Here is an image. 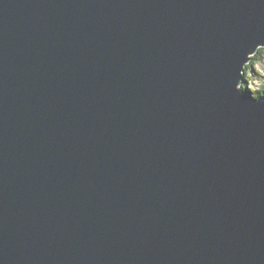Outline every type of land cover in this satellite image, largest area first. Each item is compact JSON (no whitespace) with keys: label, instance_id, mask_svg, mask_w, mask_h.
<instances>
[{"label":"water","instance_id":"water-1","mask_svg":"<svg viewBox=\"0 0 264 264\" xmlns=\"http://www.w3.org/2000/svg\"><path fill=\"white\" fill-rule=\"evenodd\" d=\"M264 0H0V264H264Z\"/></svg>","mask_w":264,"mask_h":264},{"label":"trees","instance_id":"trees-1","mask_svg":"<svg viewBox=\"0 0 264 264\" xmlns=\"http://www.w3.org/2000/svg\"><path fill=\"white\" fill-rule=\"evenodd\" d=\"M262 52L264 53V48L262 47L258 48L256 53L253 56H251L250 62L245 66L243 70L244 81L241 84H239V88L252 99L260 98L264 95V83L259 88L256 89L255 88L256 79L250 75H247L248 74L247 70H251L256 73L254 65H257V63L263 59L261 57ZM261 77L263 76H260V78L257 79L260 81Z\"/></svg>","mask_w":264,"mask_h":264},{"label":"rangeland","instance_id":"rangeland-1","mask_svg":"<svg viewBox=\"0 0 264 264\" xmlns=\"http://www.w3.org/2000/svg\"><path fill=\"white\" fill-rule=\"evenodd\" d=\"M258 48H261V46H258L257 47V50H258ZM263 48V47H262ZM263 53V52H262ZM261 53V57L263 58L262 60H260L258 63H257V65H254V67H255V71H256V73L254 72V71H251V70H247V75H250V76H252L253 78H255L256 79V83H255V88L257 89V88H259L263 83H264V53L262 54ZM254 55V54H253ZM252 55V56H253ZM260 76H263V77H261V80L259 81L257 78H260ZM252 81H254V80H252ZM254 90V89H253Z\"/></svg>","mask_w":264,"mask_h":264}]
</instances>
